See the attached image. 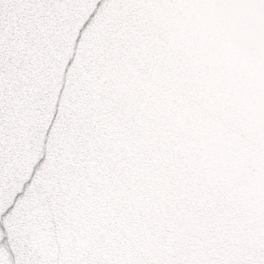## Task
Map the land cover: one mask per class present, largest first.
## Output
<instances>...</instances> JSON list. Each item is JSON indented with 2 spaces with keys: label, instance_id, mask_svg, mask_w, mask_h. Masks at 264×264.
Wrapping results in <instances>:
<instances>
[{
  "label": "snow or ice",
  "instance_id": "6c2138e0",
  "mask_svg": "<svg viewBox=\"0 0 264 264\" xmlns=\"http://www.w3.org/2000/svg\"><path fill=\"white\" fill-rule=\"evenodd\" d=\"M0 264H264V0H0Z\"/></svg>",
  "mask_w": 264,
  "mask_h": 264
}]
</instances>
